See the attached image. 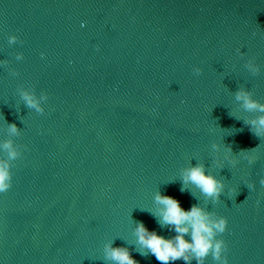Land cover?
I'll return each instance as SVG.
<instances>
[{"label":"water","instance_id":"1","mask_svg":"<svg viewBox=\"0 0 264 264\" xmlns=\"http://www.w3.org/2000/svg\"><path fill=\"white\" fill-rule=\"evenodd\" d=\"M0 61V144L21 150L0 193V264H113L102 260L109 241L160 264L140 254L136 222L174 236L154 196L203 205L194 186L181 191L197 161L225 183L207 207L228 220V264H264V140L234 98L243 87L264 103V0H0ZM253 148V163L238 154Z\"/></svg>","mask_w":264,"mask_h":264},{"label":"clouds","instance_id":"2","mask_svg":"<svg viewBox=\"0 0 264 264\" xmlns=\"http://www.w3.org/2000/svg\"><path fill=\"white\" fill-rule=\"evenodd\" d=\"M16 39L15 35L10 36L9 43H15ZM22 58L23 54L18 53L16 59L21 60ZM0 64L7 65V61H0ZM245 67L252 75H257L260 72V67L252 60H249ZM193 71L199 75L202 69L197 67ZM11 74L16 75V73ZM19 96L28 109H33L37 113L44 112L39 99L33 93L24 90L20 91ZM43 98L47 99V96ZM234 98L245 112L256 113L251 118H244L243 123L255 137L264 140V103L255 99L253 93L243 87L235 92ZM7 129L14 136L21 132L15 123H7ZM211 147L216 153L215 165L223 169L224 166L220 160L221 145L213 143ZM0 151L6 153V157H0V193H4L12 186L11 169L13 162L21 155V150L13 140L9 139L0 144ZM253 151L254 148L241 150L238 154L247 159L249 163H253L254 157L251 154ZM232 153L231 145L225 147L224 158L232 166H235L238 161ZM180 178L181 191H189L188 186H194L203 195L204 204L196 203L189 210H185L177 199L163 195L157 190L154 203L158 207L152 214L161 227H167L170 231H174L175 235L165 238L155 231H150L143 222L137 221L134 235L136 243L139 245L140 254L145 256L151 254L160 264H172V262L180 260L184 264H192V261H195L196 264H205L209 256L212 257L215 264H228L227 245L222 238H218L226 231L228 220L226 217L218 216L215 212L208 210L207 207L209 201L213 204L220 201L225 189L224 180L208 172L207 166L199 161L195 165L182 169ZM260 183L264 185V179H261ZM247 187L254 188V185L248 184ZM186 237H190V239ZM113 242L109 241L104 245L103 261H110L113 264H139L133 258L128 247H113Z\"/></svg>","mask_w":264,"mask_h":264}]
</instances>
